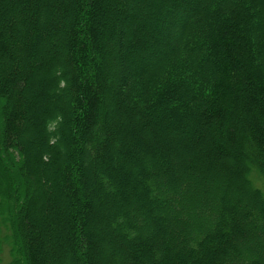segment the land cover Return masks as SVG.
Returning <instances> with one entry per match:
<instances>
[{
	"label": "trees",
	"instance_id": "1",
	"mask_svg": "<svg viewBox=\"0 0 264 264\" xmlns=\"http://www.w3.org/2000/svg\"><path fill=\"white\" fill-rule=\"evenodd\" d=\"M0 236L7 264H264V0H0Z\"/></svg>",
	"mask_w": 264,
	"mask_h": 264
},
{
	"label": "rangeland",
	"instance_id": "2",
	"mask_svg": "<svg viewBox=\"0 0 264 264\" xmlns=\"http://www.w3.org/2000/svg\"><path fill=\"white\" fill-rule=\"evenodd\" d=\"M132 3V2H131ZM5 233L3 230H1V235ZM2 239V236H0V240ZM10 261L9 256V246L5 243H0V264H7Z\"/></svg>",
	"mask_w": 264,
	"mask_h": 264
}]
</instances>
